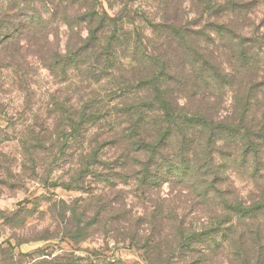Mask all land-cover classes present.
I'll list each match as a JSON object with an SVG mask.
<instances>
[{
  "label": "trees",
  "instance_id": "obj_1",
  "mask_svg": "<svg viewBox=\"0 0 264 264\" xmlns=\"http://www.w3.org/2000/svg\"><path fill=\"white\" fill-rule=\"evenodd\" d=\"M255 1L151 0L154 8L132 10L125 0H115L120 9L109 15L99 0H34L36 8L55 2L80 3V10L71 16L75 26L70 25L66 11L54 10L53 16L62 18L70 30L84 25L86 36L68 45L64 53L57 43L50 44L47 51L36 46V56L50 76L63 83L77 78L83 100L79 110L55 102L58 121L52 135L45 142L31 132V146L41 149L49 144L53 155H64L68 144L76 148L78 163L72 169L76 173L62 184L68 190L82 188V178L98 165L111 168V174L101 176L103 181L128 184L126 180H130L134 194L176 184L193 191L200 201L222 200L216 186L224 168L215 159L223 150L219 144L239 142L248 155L256 157L261 143L257 142L260 136L256 142L250 139L256 126L247 119L257 87L253 40H245L241 34L250 22ZM9 5L10 10L0 0V55L14 61L18 52L14 34L22 26L17 21L28 18L35 26L27 29L43 41L50 34L40 15L36 17L33 11L27 17L29 12L19 9L18 0ZM227 60L229 71L224 68ZM241 72L245 74L242 81ZM71 74L76 75L72 78ZM234 81L238 94L234 116L227 121L216 115L217 101ZM106 147L112 151L111 163L100 157ZM223 203L227 211L231 207L237 211L234 206L238 203ZM161 211L158 205L143 222L121 218L124 210L120 207L103 225L110 224L108 231L114 240H128L142 250L146 264H171L177 251L192 254L196 245L216 241L210 238V229L190 233L176 218L169 219L170 232L160 241L161 230L167 229L162 226ZM88 225L75 217L71 225L67 223L65 234L82 241ZM143 225L157 230L156 236H146Z\"/></svg>",
  "mask_w": 264,
  "mask_h": 264
},
{
  "label": "rangeland",
  "instance_id": "obj_2",
  "mask_svg": "<svg viewBox=\"0 0 264 264\" xmlns=\"http://www.w3.org/2000/svg\"><path fill=\"white\" fill-rule=\"evenodd\" d=\"M114 1L99 0L109 15L120 9V3ZM256 1L250 22L241 34L245 40H253L257 87L247 119L256 126L255 136L250 139L256 142L255 138L260 136L257 142L261 143L256 157L248 155L239 142L219 144L223 150L215 159L224 168L222 181L216 186L223 196L209 204L200 201L187 187L176 184L134 194L130 180H126L128 184L115 179L103 181L101 176L111 174V168L98 165L82 178V188L78 185L80 189L68 190L62 185L76 173L72 171L78 163L76 148L68 144L64 155H53L49 144L42 150L33 149L29 134L48 142L47 137L58 121L56 106L79 110L83 92L77 87V78L63 83L50 76L35 52L38 45L47 51L50 44L57 43L64 53L68 45L85 37L84 25L70 30L62 18L53 16L54 10H59L66 11L71 18L81 7L80 3L68 6L55 2L53 6L36 8L34 0H18L19 9L29 12L27 17L34 12L36 17H42L50 35L48 41L34 37L27 28L35 24L22 18L16 22L22 26L14 34L18 40L15 60H9L4 53L0 55V264H146L142 250L128 240H114L108 231L110 224L105 227L103 222L112 220L115 209L120 207L124 210L121 218L146 222L158 205L162 226L167 227L161 230L160 241L170 232L171 218H176L190 233L208 228L210 238L216 240L209 245H196L192 254L177 251L171 264H264V0ZM1 2L10 10L11 0ZM125 2L132 10L155 7L151 0ZM69 20L75 26L72 18ZM224 68L231 70L228 60ZM74 75L71 74L72 78ZM240 79L245 80L243 72ZM237 94L236 81L223 89L216 115L231 121ZM92 136L87 137L86 147ZM111 154L106 147L100 157L111 163ZM61 158L65 159L55 160ZM223 200L232 205L238 203L234 206L237 211L233 207L227 211ZM75 217L89 224L82 241L65 234L67 223L71 225ZM143 227L147 229L146 236H156L157 230Z\"/></svg>",
  "mask_w": 264,
  "mask_h": 264
}]
</instances>
